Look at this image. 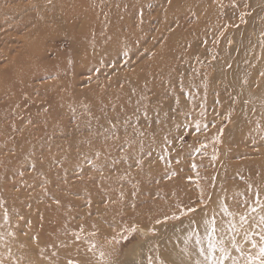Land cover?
Masks as SVG:
<instances>
[{"label": "rangeland", "instance_id": "1", "mask_svg": "<svg viewBox=\"0 0 264 264\" xmlns=\"http://www.w3.org/2000/svg\"><path fill=\"white\" fill-rule=\"evenodd\" d=\"M263 14L264 0H0V264H179L217 203L246 214L248 186L264 195V101L241 88H263Z\"/></svg>", "mask_w": 264, "mask_h": 264}, {"label": "snow or ice", "instance_id": "2", "mask_svg": "<svg viewBox=\"0 0 264 264\" xmlns=\"http://www.w3.org/2000/svg\"><path fill=\"white\" fill-rule=\"evenodd\" d=\"M261 75H264V73H261ZM102 135V133L97 132L98 137ZM140 135H143V133L141 132ZM113 137L115 138V133H113ZM103 138L108 139L107 136H103ZM100 156L101 153L97 151L91 157L84 155V160L89 165L95 167L96 160ZM20 175H23V173H20ZM248 192L250 193L248 199L243 201L247 205L245 209L246 214H240L237 222L228 220L225 225L224 222L218 221L214 216L205 219L201 225H196L195 222H192L182 241L184 247L181 249V252L187 259L181 261V264H229V262L230 264H264V195L261 194L258 187L254 189L252 185L248 186ZM132 194L135 195L136 193L133 192ZM121 196H123V193ZM55 202L59 204L58 200ZM238 203L240 202L238 201ZM188 211L191 212L194 209H188ZM223 211L228 216H233V213L228 210L227 206L223 207ZM4 218L7 221V210H5ZM178 218L173 217V219ZM237 224L244 229L240 240H237V236L240 235ZM129 231L135 232V226L129 229ZM81 232H83L82 227ZM91 235H95V233ZM75 238L76 240L81 239L79 235H76ZM120 238L127 241L129 237L122 235ZM243 244L250 245V249L256 251H246L242 246ZM95 247L96 245L92 243L89 251H92ZM233 250L239 253V256L234 255ZM193 255L195 256L194 260L192 259ZM100 256L103 257L104 253L101 252ZM68 264H75V262L70 260ZM148 264H152L151 258H149ZM159 264H169V262L159 260ZM171 264H176V262L172 261Z\"/></svg>", "mask_w": 264, "mask_h": 264}, {"label": "bare ground", "instance_id": "3", "mask_svg": "<svg viewBox=\"0 0 264 264\" xmlns=\"http://www.w3.org/2000/svg\"><path fill=\"white\" fill-rule=\"evenodd\" d=\"M262 13V12H261ZM264 15V14H263ZM259 29V28H258ZM257 32H258V30H257ZM241 33V32H240ZM258 38V37H257ZM243 39H244V37H243ZM238 40V39H237ZM243 41V40H242ZM245 41V40H244ZM241 47H242V45H241ZM245 48V47H244ZM248 48V47H247ZM232 73V72H231ZM233 76V75H232ZM242 77V76H241ZM231 78V77H230ZM238 79V78H237ZM231 80H232V78H231ZM244 86V87H243ZM263 88L262 89H260L259 91H257L256 93H252L245 85H242L241 86V88H242V94H243V96H244V98L249 102V103H261V102H263L264 101V84H263V86H262ZM239 88V87H238ZM236 90H237V88H236ZM241 92V91H240ZM218 205H220V207L221 208H219L220 209V220L222 221V222H224L225 223V225L227 224V221L228 220H231V218H230V216H228L227 215V213L226 212H224L223 211V207L224 206H226V205H222V204H219V203H217ZM227 208H228V210H231L232 211V209H230L231 207H229V206H227ZM230 211V212H231ZM235 221V220H234ZM140 230H142V229H140ZM142 231H144V230H142ZM146 234V233H145ZM187 258L186 257H184L183 259H178L179 260V264H181V261H184V260H186ZM192 259L194 260L195 259V256L193 255V257H192Z\"/></svg>", "mask_w": 264, "mask_h": 264}]
</instances>
